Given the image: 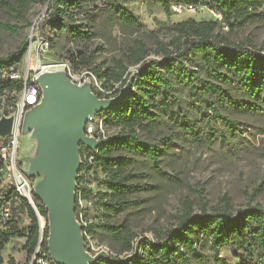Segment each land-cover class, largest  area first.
I'll list each match as a JSON object with an SVG mask.
<instances>
[{
  "label": "trees",
  "instance_id": "obj_1",
  "mask_svg": "<svg viewBox=\"0 0 264 264\" xmlns=\"http://www.w3.org/2000/svg\"><path fill=\"white\" fill-rule=\"evenodd\" d=\"M48 9L42 23L43 40L52 45L53 39L64 40L58 56H65L74 72L89 71L102 81L103 89L114 90L117 97L129 83V90L122 100L111 110L97 114L103 118V126L112 127L118 133L104 140L94 151L80 146L79 154L92 156L90 165L80 166L76 179L75 220L81 221L79 201L95 199L90 186L89 173L100 170L105 176L100 181L105 193L101 195V221L88 222L81 227L84 242L89 238L96 243H106L115 256L117 264H193L204 261L200 245L206 242L214 254L217 264H227L218 252L230 249L238 264H264V208L248 206L232 213L227 207L212 213L199 215L183 214L177 218L175 229L168 231L153 245L141 242L140 253L135 254L134 244L137 234L128 223H118L115 218L140 205L131 196L139 195L143 187L135 182L142 179L133 170L134 156H145L153 165L158 163L155 148L143 136L151 135L161 118L167 117L176 127H191L190 119L180 116L174 109L178 93H184L196 104V116L200 123L193 132L185 129L195 138L205 130L202 137L212 141L230 144L226 136L217 134L209 125L211 116L214 123H222L233 137L237 135V123L228 114L249 116L264 120V54L254 47L231 44L226 36L218 32L215 22L197 23L192 19L174 26L176 39L165 45L155 41V56L149 45L140 38L142 32L138 21L122 5V0H46ZM165 11H169L171 0H155ZM186 4L203 6L222 14L223 22L231 31L250 24H264V0H182ZM41 0H14L0 2L14 13L19 22L30 26L26 18L29 8ZM22 29V27H21ZM132 37L123 43L119 55L108 64L96 66L97 57L104 47L93 48V42L101 40L109 43L115 31ZM18 32V31H17ZM70 47L67 48V46ZM169 47H172L169 49ZM28 50L22 44L6 57H0V68L17 69ZM135 68L131 78L129 69ZM119 85L118 89H114ZM19 88L18 84L7 85ZM100 100H108L97 92ZM204 109V112L202 111ZM32 181V178H28ZM1 185V184H0ZM1 193V192H0ZM13 195L12 198H16ZM33 204L45 221L42 248L47 250L48 213L42 201L31 193ZM11 198L10 196L8 197ZM13 204L16 200H12ZM20 208H25L30 227L20 231L15 227V219L8 228L0 231V264H4L2 252L11 239H25L24 250L31 256L40 235L38 219L32 207L19 200ZM16 209H14L15 214ZM15 218V217H14ZM120 255L130 256L122 261ZM6 264H16L9 258ZM95 264H116L99 260Z\"/></svg>",
  "mask_w": 264,
  "mask_h": 264
},
{
  "label": "rangeland",
  "instance_id": "obj_2",
  "mask_svg": "<svg viewBox=\"0 0 264 264\" xmlns=\"http://www.w3.org/2000/svg\"><path fill=\"white\" fill-rule=\"evenodd\" d=\"M14 0H0V2H12ZM122 5L138 21L139 29L142 32L140 38L145 40L152 50L148 59H160L155 56L157 51L155 41L169 45L174 42L176 36L173 34L175 25L189 19L197 23L212 21L217 24L218 32L228 39L231 44L250 45L264 54V24L256 23L245 26L236 31H231L222 21H215L205 10H200L195 15L182 14L174 15L155 0H122ZM48 5L46 0L32 5L26 18L30 26L19 22L14 13L0 6V57H6L14 52L22 42L28 44V50L22 63L17 67L23 69L30 60L40 62L43 67L57 65L65 56L59 57L60 47L66 45L64 40L53 39L44 51L39 45L43 40L42 23L46 17ZM22 27V29H21ZM18 31V32H17ZM130 36H125L117 30L109 43L101 40L93 42V48L104 47L103 52L97 57L96 66L108 64L111 59L118 56L123 43ZM70 45L67 46V48ZM30 48V50H29ZM172 47H169L171 49ZM135 68L131 67L129 72L131 78ZM76 85L81 89H88L92 95L100 92L105 97H114V90L103 89L102 81L91 71L75 72ZM100 88L102 91H99ZM116 85L114 89H118ZM189 100L184 93H178L174 109L180 116L190 119L191 127L181 128L173 125L167 117L161 118L151 135L143 136L147 143L151 144L158 154V163L153 165L145 156H134L133 170L142 176V179L135 182L136 186L143 187L139 195L131 196L140 205L128 210L124 215L115 218L118 223L128 221L137 240L133 252H139V245L146 240L157 243L170 230L175 229L177 218L183 214L191 213L199 215L202 212L212 213L227 207L233 214L248 206L264 208V120L249 116L228 114L230 119L237 123V135L233 137L222 123H214V116H211L209 125L219 135L226 136L230 140L227 146L220 140L212 141L202 137L200 133L195 138L185 129H192L195 132L200 121L196 116V104ZM204 112V109H202ZM118 133L112 127L103 126L99 134L104 141ZM44 152L41 142L34 140L30 133H22L17 151L18 167L26 172L29 169V160L35 159ZM91 181H96L90 186L94 200L90 202L81 201L78 206L81 210V221L76 222L80 229L85 224L83 217L86 215L88 222L101 221V208L99 200L105 193L100 181L105 178L100 170L96 169L89 173ZM43 175L27 180L29 193H35ZM16 209L15 227L20 231H26L30 227L29 217L25 208H20L19 200L13 204ZM45 221L41 218L40 237L42 239ZM85 251L92 257L104 252L109 257L115 256V251L106 243H96L87 239L83 240ZM25 239H11L2 252L4 264L12 258L16 264H25L27 254L24 250ZM200 253L204 257L201 263L193 264H217L214 261V254L206 242L200 245ZM219 257L227 264H238L230 249L222 248L218 252ZM130 257V256H129ZM120 255L118 259L124 261L129 258Z\"/></svg>",
  "mask_w": 264,
  "mask_h": 264
},
{
  "label": "water",
  "instance_id": "obj_3",
  "mask_svg": "<svg viewBox=\"0 0 264 264\" xmlns=\"http://www.w3.org/2000/svg\"><path fill=\"white\" fill-rule=\"evenodd\" d=\"M39 83L43 87L42 102L27 115L24 132L30 133L44 147L41 155L29 160L27 177L44 176L36 196L48 213L49 255L56 264H95L102 259L117 264L118 261L104 252L92 257L85 251L83 235L75 220V182L80 167V145L92 149L98 145L82 131L94 115L118 104L130 84L117 97L100 100L88 89L77 88L63 74H43ZM10 125V120L0 122V135L9 133ZM29 205L40 226V215L33 202Z\"/></svg>",
  "mask_w": 264,
  "mask_h": 264
},
{
  "label": "built area",
  "instance_id": "obj_4",
  "mask_svg": "<svg viewBox=\"0 0 264 264\" xmlns=\"http://www.w3.org/2000/svg\"><path fill=\"white\" fill-rule=\"evenodd\" d=\"M200 10L208 12L215 21H223L222 14L217 10L189 5L182 0H171L169 3V11L174 15L185 13L195 15ZM49 45L47 40H42L39 45L40 50L44 51ZM24 66L21 70L0 68V122L3 120L11 121L9 133L4 136L0 135V231L6 230L8 224L15 219L12 200H23L28 204L33 202L29 193L27 172L20 169L17 164V151L20 137L24 133L27 115L40 106L42 102L43 87L39 83L40 76L51 73L63 74L72 84L79 88L76 85V78L73 74L75 72L68 61L61 60L57 65L45 67L43 70L34 69L32 60ZM82 72L88 73L87 71ZM14 83L19 85L18 89L7 86ZM98 90L102 91L100 88ZM103 122V118L94 115L86 124L84 131H82V134L86 138L94 140L98 144L97 146L103 142L99 136L103 130ZM80 146L94 151V149L85 145ZM92 160V156L84 154L81 158L79 154L80 166L83 164L90 165ZM13 195L17 197L13 199ZM9 196L11 197L10 199L8 198ZM41 243L42 239L39 235L38 242L31 256H27L25 264H56L50 257L48 250L42 248ZM144 243L146 245L154 244L149 239ZM140 252L139 250L138 253Z\"/></svg>",
  "mask_w": 264,
  "mask_h": 264
},
{
  "label": "bare ground",
  "instance_id": "obj_5",
  "mask_svg": "<svg viewBox=\"0 0 264 264\" xmlns=\"http://www.w3.org/2000/svg\"><path fill=\"white\" fill-rule=\"evenodd\" d=\"M30 57H32V54L31 53L29 54L28 62L31 59ZM32 64H33L34 69H37V70H43V69H45V67H43V65L41 63H39L38 61L32 60ZM79 89L82 90L81 88H79Z\"/></svg>",
  "mask_w": 264,
  "mask_h": 264
}]
</instances>
